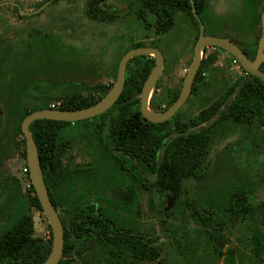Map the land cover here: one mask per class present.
Masks as SVG:
<instances>
[{
	"label": "rangeland",
	"instance_id": "374dc122",
	"mask_svg": "<svg viewBox=\"0 0 264 264\" xmlns=\"http://www.w3.org/2000/svg\"><path fill=\"white\" fill-rule=\"evenodd\" d=\"M42 1L45 0H0V36L8 46L28 40V34L34 29L53 35L57 50L45 58L37 56L36 64L44 66L42 72L52 81L54 91L74 84L84 97H89V90L96 86L114 85L117 60L126 51L140 45L157 47L165 58L157 97L163 92L169 95L180 93L197 42V31L189 17L179 13L174 28L166 34H159L153 18L149 19L147 15L143 20L139 18L140 5L135 0H106L105 7L100 4V7L115 14L112 19L108 18V14L98 19L90 18L89 2L92 0H60L54 5L49 1L38 9ZM234 1L211 0V3L219 15H226L230 9L233 10ZM240 28L241 32L229 30L231 36L243 45H253L257 41L258 28H249L248 23L240 24ZM205 34L227 39L229 33L207 28ZM15 45L19 49V45ZM213 52L219 54L223 66L214 67L207 73L209 91L199 88L179 110L178 120L182 123L218 101L227 87L244 76L235 70L229 53L213 47H209L206 53ZM42 72L36 77H43ZM0 97H3L1 93ZM31 98L36 100V96ZM59 98L57 92L51 95V105H61ZM103 122L104 118H97L85 126L75 125L70 129L73 147L63 157L64 163L72 166L92 164L94 167L73 183L72 191L69 187L62 190L59 202L63 215L66 210L69 211L67 203L71 202L72 207L87 201L112 208L117 201L114 191L120 190L123 185L133 186L140 227L151 231L153 246L159 249V260L163 264H224L222 257L215 252L216 243L210 239V232L221 228L218 220L222 218V203L227 195L244 191L249 195V203L255 211L253 224L240 219L231 220L221 233L237 249L238 261L252 264L250 225L256 224L264 231V127H233L229 134H224L222 130V137L214 140L210 150L205 176L185 181L184 195L177 201L171 200L170 204L167 202L169 196L161 194L155 187V175L144 174L143 177L150 183L146 189L143 184L134 183L129 176L119 172L114 162L103 154L105 144L101 142L96 128ZM69 155L71 163L68 162ZM20 163L23 166L24 161L20 160ZM126 164L129 166L128 162ZM165 207H168L167 213ZM4 209L5 206H1L0 227ZM195 211L198 212L196 217L193 216ZM209 215L212 220L206 228L212 230L208 234L203 217ZM48 225L46 217L36 210V237L46 242L50 240ZM79 246L80 243L77 248ZM95 258L92 254L88 260Z\"/></svg>",
	"mask_w": 264,
	"mask_h": 264
},
{
	"label": "trees",
	"instance_id": "16d2710c",
	"mask_svg": "<svg viewBox=\"0 0 264 264\" xmlns=\"http://www.w3.org/2000/svg\"><path fill=\"white\" fill-rule=\"evenodd\" d=\"M49 1H52L51 4L54 5L60 0L42 1L37 8L41 9ZM135 1L140 5L139 18L143 20L145 15L149 19L153 18L154 26L159 34H166L174 28L179 13L189 17L196 28L198 41L200 24L193 14L191 0ZM105 2L106 0L89 2L90 18H102L103 14H108L109 19L115 17L114 13L103 8L107 6ZM194 2L205 31L207 28L226 30L229 33L227 39L239 44L250 60L255 59L262 36L261 15L264 12V0H235L233 10L230 9L226 15H219L214 10L211 0H194ZM102 3L103 6L100 7ZM21 18L28 17L21 16ZM242 23H248L249 28H258L257 41L251 46L241 44V41L232 37L229 31L241 32L240 24ZM27 37L29 39L22 43H12L7 46L0 36V93L6 100L8 112L16 117L19 134L22 135L21 124L30 113L51 109L49 97L55 92L62 102L58 109L73 111L95 105L113 87V84L96 86L89 90V97H84L83 92L74 84L54 91L52 81L45 72H42L44 66L36 64V58L39 55L45 58L52 55L53 50H57L53 35L34 29ZM15 44L19 45V49ZM138 47L141 46H134V48ZM207 49H204L202 65L196 76L191 96L205 83L206 74L218 61L217 53L207 54ZM121 58L115 65L116 77ZM154 66L155 59L151 56H140L130 60L126 69L125 87L118 102L109 111L93 119L104 118V122L96 128L105 146L114 148L138 161L143 168L156 175V184L161 192H168L174 200H178L184 193L186 180L205 176L210 150L214 140L219 136L222 137L224 133H220L222 130L225 131L224 134H229L233 127L249 129L254 126L264 127V83L258 77L244 75L227 87L218 101L203 108L189 121L182 123L178 120L177 113L170 121L153 124L147 121L140 111V94ZM261 70L264 71V63ZM40 72L44 76L37 78ZM159 88L160 84L155 89L150 107L155 111H164L176 102L180 93L169 95L163 92L158 98ZM33 96H36V100L31 98ZM88 123H91V120L76 123L37 120L30 125V132L39 150L47 189L57 208L59 203L53 191L63 186L69 178L72 180L80 178L88 166L77 165L69 175L68 168L63 164L61 158L72 147V130L70 129L75 125L85 126ZM23 145L25 148V139ZM24 156L26 159V152ZM30 184L36 210L44 215L31 180ZM224 207L226 212H231L235 217L254 218L255 211L246 194L233 195ZM31 229L32 226L29 225L28 220L21 223L16 220L10 227L8 236L0 239V244L24 245L22 264H43L52 250L51 227L49 226L51 238L47 242L44 239H34ZM250 241L253 246L254 263H264V233L258 227L254 228ZM66 252L65 245L64 257ZM10 253H17V251H10ZM227 253V264H235L234 249L228 248ZM158 255L154 249L153 258L157 259ZM17 259L16 255L3 258L7 261ZM59 264L68 263L63 258Z\"/></svg>",
	"mask_w": 264,
	"mask_h": 264
},
{
	"label": "flooded vegetation",
	"instance_id": "af4514ba",
	"mask_svg": "<svg viewBox=\"0 0 264 264\" xmlns=\"http://www.w3.org/2000/svg\"><path fill=\"white\" fill-rule=\"evenodd\" d=\"M217 55L219 61V54L217 53ZM220 62L222 64L221 60ZM162 108H165V106H162ZM24 139L26 143V138L23 132L22 135L19 134L15 115H12L8 112L6 107V100H4L3 97H0V208L1 206H5L4 213H2L3 222H1L0 227V239L2 237L5 238L8 236L10 227L16 220L20 223L24 220H28L29 225L31 224L32 226L31 230L33 238L41 239L36 237V202L34 200V194L31 190V179L29 180L30 172L27 164V156L26 159L24 156L25 152L27 154V145H25V148L23 145ZM71 142L73 147V140H71ZM72 147L68 149L66 155L69 153ZM103 154L108 156L112 160V162H114L119 172L129 176L131 180L134 181V183L143 184L146 189L150 187V183L143 176L144 174H154L150 170H146L145 168H143L138 161L133 160L129 155L120 153L116 149L107 147L105 145L103 148ZM121 155L125 158L123 159ZM70 158L71 156L69 155V163H71ZM61 159L63 160V157ZM20 160L24 161L23 166H21ZM127 162L129 166L126 164ZM63 164L68 168L69 175L72 172L71 170L77 165H88L84 173L90 169H93L94 167V165L92 164H74V166L68 163ZM25 169H27V172H24ZM83 174L81 175V177L83 176ZM80 178L76 180H72L69 178L63 183V186L61 185L59 189L53 191L54 196L59 203L58 208L55 205L54 206L64 227V253L65 245L67 246V252L65 254V257L63 253V258L66 260V262L68 264H75L76 261L78 262V264H146L148 262L163 264L161 260H159V249L156 248V246H153V235L151 231H149L148 229L142 230L140 227L141 225L138 221L137 213L135 212L136 201L133 186L123 185V190L122 187L120 190H115L116 192L114 191L117 197V201L113 204L112 208L108 209L105 206H100L98 203L87 201L81 204H75V206L72 207L71 202L67 203L68 206H70L69 211L66 210V213L64 215L60 212L59 195L62 193V190L64 188L66 189L69 187L68 189H71L72 191L73 183L78 181ZM199 179L189 180L195 181ZM156 180L157 179H155L154 183L155 187L161 194L169 196V198H167V202L170 203V201L174 200V198L168 192H161L157 187ZM26 181H28L29 183L26 184ZM235 194H239L241 196L246 193H244V191H234V193L230 192L227 195L226 199L222 203V218L218 220V224L221 228L213 230L210 229L212 230L210 232V230L206 227H208V225L210 224L209 222H211L212 216L209 215V217H203L205 232L208 234L210 232V239L216 243L215 252L222 257V261L224 262V264H227L228 248H233L235 251V264L241 263L238 261L237 249L232 243L230 244L228 240L223 237L221 230L226 229V226L231 220L240 219L243 222L249 221L253 224V221L255 219H251L248 216H246L245 218H238L232 215L231 212H226L224 204L230 199V197ZM248 196L249 195H247V197ZM167 209L168 207L164 208L165 213H167ZM197 214L198 212L195 211L193 216L196 217ZM67 219H69V222H67ZM252 224L250 225L252 228L250 227L249 229V231L251 232V235L249 237L250 240L255 227H258L264 233V231L258 225L256 226V224H254L253 226ZM79 243L80 246L79 248H77ZM222 245L224 246L223 248L221 247ZM250 245L252 253V264H255L253 246L251 244V241ZM23 249L24 245L21 244H0V264H22L24 256ZM154 249H156L159 254L157 259L153 258ZM10 251H17V253L11 254ZM220 251H222V253H220ZM92 254L96 258L89 261L88 259ZM15 255L18 258L17 260H3V258H6L7 256ZM74 258H76V261H74Z\"/></svg>",
	"mask_w": 264,
	"mask_h": 264
},
{
	"label": "water",
	"instance_id": "95a60500",
	"mask_svg": "<svg viewBox=\"0 0 264 264\" xmlns=\"http://www.w3.org/2000/svg\"><path fill=\"white\" fill-rule=\"evenodd\" d=\"M192 11L200 24V35L194 47V57L191 66L185 76L179 97L172 106L165 111L151 109V99L157 87L158 81L165 69V58L162 52L154 47H138L128 51L119 63L117 79L108 94L95 105L79 110L67 111L61 109H42L30 113L22 122V132L26 138L27 164L30 179L37 197L41 203L43 212L48 220L53 233L52 250L48 259L43 264H59L64 253V227L59 214L52 203L48 193L37 144L30 132V125L37 120H51L76 123L92 120L109 111L121 97L126 81L127 65L135 57L151 56L155 59V66L144 83L140 94V111L143 117L153 123L160 124L171 120L191 97L196 76L201 68L204 49L220 48L237 59L243 69L250 75L258 77L264 83V71L261 70L264 63V12L261 15L262 36L257 49V55L252 61L244 53L241 46L229 39L211 37L205 34V27L201 22L194 0H191ZM171 204V203H170ZM171 205H169L170 207Z\"/></svg>",
	"mask_w": 264,
	"mask_h": 264
},
{
	"label": "built area",
	"instance_id": "2783aa9c",
	"mask_svg": "<svg viewBox=\"0 0 264 264\" xmlns=\"http://www.w3.org/2000/svg\"><path fill=\"white\" fill-rule=\"evenodd\" d=\"M232 65L234 66L235 70L239 71L240 73H243L244 75H247L248 73L243 69V67L241 66V64L239 63V61L237 59H233L232 60ZM60 105H52L51 108L52 109H58ZM24 172H27V169L24 170Z\"/></svg>",
	"mask_w": 264,
	"mask_h": 264
},
{
	"label": "crops",
	"instance_id": "0c3cea01",
	"mask_svg": "<svg viewBox=\"0 0 264 264\" xmlns=\"http://www.w3.org/2000/svg\"><path fill=\"white\" fill-rule=\"evenodd\" d=\"M218 66H221V62L220 61H218L215 65H213V67L212 68H214V67H218ZM211 68V69H212ZM207 75V74H206ZM204 92H206V91H209V88H210V86H209V84L207 85V81H205V83L200 87ZM208 93V92H207ZM262 129H263V127H262Z\"/></svg>",
	"mask_w": 264,
	"mask_h": 264
}]
</instances>
